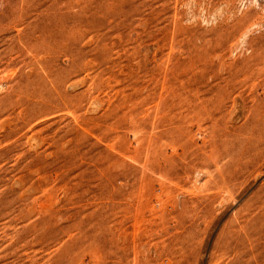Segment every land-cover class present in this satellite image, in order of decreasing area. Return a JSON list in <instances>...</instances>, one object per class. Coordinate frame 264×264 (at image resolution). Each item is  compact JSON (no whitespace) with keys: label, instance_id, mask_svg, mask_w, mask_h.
Segmentation results:
<instances>
[{"label":"rangeland","instance_id":"1","mask_svg":"<svg viewBox=\"0 0 264 264\" xmlns=\"http://www.w3.org/2000/svg\"><path fill=\"white\" fill-rule=\"evenodd\" d=\"M260 127L264 0H0V264H264Z\"/></svg>","mask_w":264,"mask_h":264},{"label":"bare ground","instance_id":"2","mask_svg":"<svg viewBox=\"0 0 264 264\" xmlns=\"http://www.w3.org/2000/svg\"><path fill=\"white\" fill-rule=\"evenodd\" d=\"M260 120H261V118H260ZM252 128V127H251ZM250 128V129H251ZM253 130V129H252ZM249 131V130H248ZM251 133V132H250ZM249 134V133H248ZM251 135H252V138L248 141V162L247 161H245V162H247L248 163V169L247 168H245L247 171H248V174H249V172H250V170H251V168L250 167H252L253 168V166H255V164H257V162L259 161V158L261 157V156H263L264 155V145L262 144V141L264 140V128H259V129H257V130H254V131H252V133H251ZM251 135H250V137H251ZM232 145H233V143H232ZM245 146V145H244ZM245 147H247V146H245ZM229 148H230V146H229ZM244 149V148H243ZM233 153H236V152H233ZM238 153V152H237ZM236 153V154H237ZM243 153V152H242ZM242 153L240 154L241 156H242ZM234 155V154H233ZM247 156V155H246ZM234 157V156H233ZM238 157H239V155H238ZM243 157H244V155H243ZM233 159H235V158H233ZM236 160H237V158H236ZM238 161V160H237ZM235 163V162H234ZM234 163H232V164H234ZM244 163V162H243ZM259 163V162H258ZM245 164V163H244ZM261 164V163H260ZM238 165V164H237ZM240 166V165H239ZM242 166V165H241ZM258 166V165H257ZM235 168V167H234ZM237 168V167H236ZM235 168V169H236ZM244 169V167L243 168H241L240 169V171L241 170H243ZM232 170H233V168H232ZM237 170V169H236ZM238 171V170H237ZM252 172V171H251ZM242 174H245V173H243V171L241 172ZM241 173L239 172V175H241ZM228 174H230V172H228L227 173V175ZM234 174H235V172H234ZM258 174V173H257ZM238 175V173H237V176H239ZM256 175V174H255ZM250 176H252V175H250ZM258 176V175H257ZM242 177H243V175H242ZM234 180H235V178H234ZM231 181V180H230ZM229 181V182H230ZM236 181V180H235ZM223 182H224V180H223ZM219 183V182H218ZM221 185V184H220ZM228 188V187H227ZM261 191V190H260ZM262 192V191H261ZM263 194L261 195V196H257V198H255L256 199V201H253L252 200V202L250 203V205L248 206V211L249 210H251V209H253V208H255V210L257 211V210H259V209H263L264 208V190H263V192H262ZM259 195V194H258ZM258 212V211H257ZM254 213H256L255 211H254ZM254 213H252V217H253V214ZM261 216V215H260ZM263 217V216H262ZM257 220V219H256ZM249 221H251V222H254L255 220L254 219H249ZM252 226V225H251ZM250 228H252V227H250ZM247 235V234H246Z\"/></svg>","mask_w":264,"mask_h":264}]
</instances>
